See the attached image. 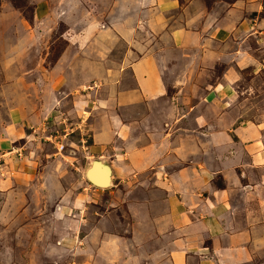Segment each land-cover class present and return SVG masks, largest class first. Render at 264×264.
Segmentation results:
<instances>
[{"label":"rangeland","instance_id":"374dc122","mask_svg":"<svg viewBox=\"0 0 264 264\" xmlns=\"http://www.w3.org/2000/svg\"><path fill=\"white\" fill-rule=\"evenodd\" d=\"M190 1L192 14L214 11L229 29L227 40L204 50L198 45L189 57L173 51L161 58L165 96L125 107L101 104L111 90L97 78V63L121 69L130 48L108 39L107 1L0 0V264H123L115 247L143 224L141 201L172 191L162 184L178 169L174 133L195 130L201 142L200 133L254 125L264 135V0ZM88 20L98 22L91 34ZM203 23L199 29L209 25ZM227 70L240 77L238 96L213 100L208 88L219 86ZM124 83L116 92L135 87ZM181 86L188 89L179 92ZM110 123L118 127L109 129ZM135 138L142 141L143 166L126 154ZM94 159L113 166V186L87 180ZM224 182L215 175L217 187ZM168 221L153 217L149 224ZM189 264L199 260L191 257ZM244 264H264V250Z\"/></svg>","mask_w":264,"mask_h":264},{"label":"crops","instance_id":"0c3cea01","mask_svg":"<svg viewBox=\"0 0 264 264\" xmlns=\"http://www.w3.org/2000/svg\"><path fill=\"white\" fill-rule=\"evenodd\" d=\"M102 1L108 2L103 9L112 31L107 34L110 43L118 37L130 48L125 52L121 69L110 62L97 63L96 66L101 67L97 78L105 80L111 90L109 98L101 104L127 107L164 97L167 85L161 58L168 57L173 51L180 53L172 54L173 57H189L198 45L204 47L212 42H224L229 36L228 27L222 21L218 23L213 10L190 13L195 5L190 0L183 4L181 0ZM205 14L209 16L207 20ZM201 18L209 25L199 29ZM215 19L217 26H214ZM88 21L86 30L91 34L98 28V22ZM233 71L227 70L223 74L219 86L208 88L213 89L208 93L214 95L213 100L229 102L238 96L235 84L240 77ZM126 80L135 87L116 92ZM184 88L179 87V92L188 89ZM182 116L179 118L184 119ZM114 126L118 127V123H110L109 129ZM197 136V131L189 129L173 134V155L178 169L172 175V183L163 181L162 184L170 186L172 191H164V198L148 195L141 201L138 211L143 224L132 238L120 240L115 247L124 253L123 264H143L145 260L148 264H189L194 256L199 264H244L254 258L256 250H264L262 131L253 125L233 133H200L201 142L196 140ZM111 137H107L110 142ZM141 144L142 141H136V138L129 141L126 154L133 163L143 166L146 160L141 163L139 158ZM198 151L201 153L199 158ZM250 173L260 174V178H253ZM216 174L223 176L224 188L214 183ZM160 202L167 209L162 211ZM153 217H169L168 224L151 226ZM130 245L135 248L138 245L139 252L131 250L129 253ZM115 255L117 258L118 254Z\"/></svg>","mask_w":264,"mask_h":264},{"label":"water","instance_id":"95a60500","mask_svg":"<svg viewBox=\"0 0 264 264\" xmlns=\"http://www.w3.org/2000/svg\"><path fill=\"white\" fill-rule=\"evenodd\" d=\"M100 169L106 171V175L100 174ZM87 180L96 187L109 188L114 185V171L112 166L103 159L92 160L86 168Z\"/></svg>","mask_w":264,"mask_h":264},{"label":"bare ground","instance_id":"6f19581e","mask_svg":"<svg viewBox=\"0 0 264 264\" xmlns=\"http://www.w3.org/2000/svg\"><path fill=\"white\" fill-rule=\"evenodd\" d=\"M101 170V175H103V176H105L107 173H106V171L105 170H103V169H100Z\"/></svg>","mask_w":264,"mask_h":264}]
</instances>
